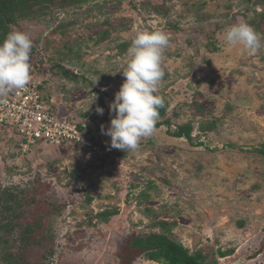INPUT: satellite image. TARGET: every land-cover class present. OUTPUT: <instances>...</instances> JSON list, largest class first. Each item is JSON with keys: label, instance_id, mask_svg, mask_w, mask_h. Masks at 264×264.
Returning <instances> with one entry per match:
<instances>
[{"label": "rangeland", "instance_id": "1", "mask_svg": "<svg viewBox=\"0 0 264 264\" xmlns=\"http://www.w3.org/2000/svg\"><path fill=\"white\" fill-rule=\"evenodd\" d=\"M252 8L243 0H98L53 7L14 26L12 32L33 41L31 76L44 81L42 94L60 118L89 122L92 141L107 155L45 142L23 154L21 136L0 129V199L8 190L23 191L27 200L45 190L49 202L64 206L53 213V231L43 222L17 264H122L123 244L159 232L160 221L177 222L173 237L191 253L223 249L232 255L209 258L264 264V156L256 152L264 148V46L250 55L224 39L230 26L257 19ZM143 31L169 37L157 94L167 102L172 131L193 127L192 144L162 127L124 152L111 148L101 131L115 116L109 105L126 80L128 49ZM211 31L216 52L206 47ZM46 207L41 200L26 205L21 221L36 224ZM106 211L117 214L101 221ZM14 221L0 204V223ZM132 264L158 263L138 258Z\"/></svg>", "mask_w": 264, "mask_h": 264}, {"label": "trees", "instance_id": "2", "mask_svg": "<svg viewBox=\"0 0 264 264\" xmlns=\"http://www.w3.org/2000/svg\"><path fill=\"white\" fill-rule=\"evenodd\" d=\"M94 1L98 0H0V44L3 43L7 35L12 32L14 26L18 25L20 21H31L45 16L46 12L53 7L80 8L83 5ZM243 2H248L253 5L252 9L256 14L257 19L248 24L252 26L257 33L261 34L262 41L264 42V25L261 24L262 21L264 22V0H243ZM155 8L159 14L163 13V16L167 14L166 11L164 12L163 6H156ZM63 35H65L64 32ZM105 36H101L102 39ZM205 39L206 47L212 52H216L217 47L213 31L207 34ZM211 46H213V48H211ZM61 70H63L65 76L68 77V75H70L71 77H74L75 80L77 79V76L73 75L72 72H66L63 68H61ZM41 88L43 89V87ZM100 103L103 105L102 102ZM196 106L199 110L204 111L198 104H196ZM82 122L83 124H88L86 120ZM83 124L79 125L82 126ZM172 126L173 124L168 118L167 102L165 101L164 107L159 109V119L155 128L167 127L168 132L172 137L178 139L186 138L189 143H193V127L191 125L179 127L176 131H172ZM3 129L8 128L3 127ZM207 129L211 130L212 128ZM207 129L204 128L202 130L205 131ZM256 152L264 156V148L256 150ZM113 163H115V161ZM38 183L40 187V181ZM22 193L23 191L11 192L8 190L1 195L0 204L7 213V218L18 222L15 225L11 222L0 223V244L4 245V248L0 253L2 257L1 262L4 264H17L22 262V259H24V254L22 252L23 247L25 245L27 246V243H32L35 239L36 233L43 226L41 224L46 222V220L47 223L46 226H44V230L48 231V234H50L53 231V223L51 219L53 213L54 215L61 214L62 208L64 207L53 205L49 198V194L46 193L45 190L38 194L36 192V194L33 195L34 198L30 200L25 199ZM40 200L42 203H45V205L47 204V213L42 214L36 224L29 225L28 223L22 222L23 214L19 215L20 210L25 208L26 205L31 207L35 201ZM49 200L51 202H49ZM91 201L92 199H89V202ZM115 214L117 213L106 211L99 214L98 218L101 221H108L109 218ZM158 226L160 228L159 232L152 231L146 235L130 239L123 244L122 251L119 253L122 264H132L138 258H144L147 261L158 264H219L218 260L215 258L216 256H218V258H227L232 255V251H223V249H218L213 255H206L203 250H197L191 253L188 248L179 243L173 237V229L177 227L176 221H160ZM240 226L242 227V224H240ZM15 234H18L19 237L17 238L19 241L14 238ZM209 256L215 257L209 258Z\"/></svg>", "mask_w": 264, "mask_h": 264}, {"label": "clouds", "instance_id": "3", "mask_svg": "<svg viewBox=\"0 0 264 264\" xmlns=\"http://www.w3.org/2000/svg\"><path fill=\"white\" fill-rule=\"evenodd\" d=\"M224 39L228 46H239L250 55L264 46L261 34L246 22L226 29ZM168 46L169 37L162 31H143L133 39L128 49L130 59L122 71L126 80L109 105L110 113L115 116L106 131L101 128L102 133L111 138V148L135 151L142 138L155 132L159 109L165 104L157 93L165 75L163 53ZM32 48V39L21 31L10 32L0 44V103H6L5 97L14 89H25L29 85ZM93 97L94 102L97 97ZM103 111L96 108L100 115Z\"/></svg>", "mask_w": 264, "mask_h": 264}, {"label": "built area", "instance_id": "4", "mask_svg": "<svg viewBox=\"0 0 264 264\" xmlns=\"http://www.w3.org/2000/svg\"><path fill=\"white\" fill-rule=\"evenodd\" d=\"M44 87V81L32 77L25 89H14L5 97L7 102L0 103V128H8L21 136L22 153L45 142L54 147L68 145L98 158L107 157L104 145L92 141L96 133L89 124L58 116L52 101L42 94Z\"/></svg>", "mask_w": 264, "mask_h": 264}, {"label": "flooded vegetation", "instance_id": "5", "mask_svg": "<svg viewBox=\"0 0 264 264\" xmlns=\"http://www.w3.org/2000/svg\"><path fill=\"white\" fill-rule=\"evenodd\" d=\"M3 248H4V245L3 244H0V252H2ZM1 259H2V257H1V253H0V261H1Z\"/></svg>", "mask_w": 264, "mask_h": 264}]
</instances>
